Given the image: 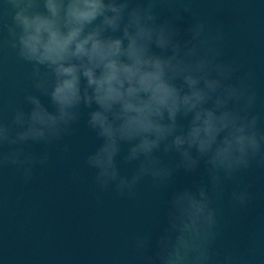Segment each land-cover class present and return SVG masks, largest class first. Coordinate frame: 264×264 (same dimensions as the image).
<instances>
[{"label":"clouds","instance_id":"obj_1","mask_svg":"<svg viewBox=\"0 0 264 264\" xmlns=\"http://www.w3.org/2000/svg\"><path fill=\"white\" fill-rule=\"evenodd\" d=\"M196 2L3 0L6 43L30 65L31 88L10 116L0 115V169L31 180L51 147L62 142L61 155L71 151L66 138L85 112L98 143L84 165L99 192L134 199L146 178L160 189L180 169L206 167V180L171 192L158 233L133 234L131 255L100 264H264L255 236L243 250L218 245L215 203L239 173L264 169L255 70L237 75L238 62L224 58L223 26L213 27ZM162 3L173 6L165 12ZM185 14L192 22L181 28ZM32 145L46 147L34 152ZM252 188L233 190V206L247 207Z\"/></svg>","mask_w":264,"mask_h":264},{"label":"water","instance_id":"obj_2","mask_svg":"<svg viewBox=\"0 0 264 264\" xmlns=\"http://www.w3.org/2000/svg\"><path fill=\"white\" fill-rule=\"evenodd\" d=\"M171 6L159 5L165 12ZM194 8L213 27L223 26L224 58L238 62L237 75L255 70L256 110L264 111V0H197ZM8 20L0 0V115L4 116H10L12 108L22 103L24 90L31 88L30 65L6 43L3 25ZM191 22L185 14L181 28ZM86 119L85 112L74 134L66 138L71 151L61 155L62 142L51 147L48 164L37 165L31 180L10 167L0 169V264H100L104 258L129 256L133 234L159 232L171 192L207 178L201 162L195 172L178 170L172 182L160 189L146 178L134 199L99 192L93 185L94 171L84 165L86 155L98 143ZM45 147L32 145L30 150L39 152ZM75 169H79V180L73 179ZM121 170L130 173L132 166L122 164ZM248 183L253 185L255 198L247 207L233 206L231 192ZM98 198L103 200L101 206H97ZM215 203L221 229L218 245L243 250L255 236L258 255L264 257V169L239 173L225 184Z\"/></svg>","mask_w":264,"mask_h":264}]
</instances>
